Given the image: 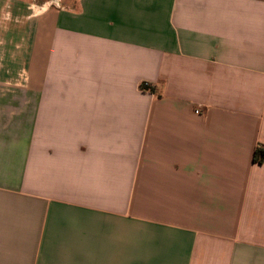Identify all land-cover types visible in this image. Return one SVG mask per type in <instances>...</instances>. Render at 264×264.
Returning <instances> with one entry per match:
<instances>
[{"label":"crops","instance_id":"crops-1","mask_svg":"<svg viewBox=\"0 0 264 264\" xmlns=\"http://www.w3.org/2000/svg\"><path fill=\"white\" fill-rule=\"evenodd\" d=\"M27 29L0 264H264V0H79Z\"/></svg>","mask_w":264,"mask_h":264},{"label":"rangeland","instance_id":"rangeland-1","mask_svg":"<svg viewBox=\"0 0 264 264\" xmlns=\"http://www.w3.org/2000/svg\"><path fill=\"white\" fill-rule=\"evenodd\" d=\"M78 4L79 0H0V75L4 77L5 73L13 83L27 82V69L23 65L25 60H18L19 57L24 59V56L14 50V42L20 36L28 40V25L42 13L54 8L77 7ZM23 47L21 45L20 48ZM20 52H25V49Z\"/></svg>","mask_w":264,"mask_h":264},{"label":"trees","instance_id":"trees-1","mask_svg":"<svg viewBox=\"0 0 264 264\" xmlns=\"http://www.w3.org/2000/svg\"><path fill=\"white\" fill-rule=\"evenodd\" d=\"M141 88L146 89L148 88L147 84H141ZM254 160L262 163L264 161V147H259L256 149Z\"/></svg>","mask_w":264,"mask_h":264},{"label":"built area","instance_id":"built-area-1","mask_svg":"<svg viewBox=\"0 0 264 264\" xmlns=\"http://www.w3.org/2000/svg\"><path fill=\"white\" fill-rule=\"evenodd\" d=\"M197 112H198V110H197Z\"/></svg>","mask_w":264,"mask_h":264}]
</instances>
